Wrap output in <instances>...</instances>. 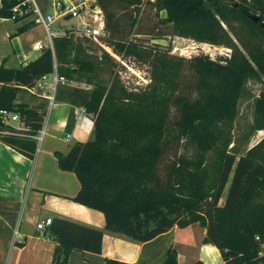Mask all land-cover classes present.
Segmentation results:
<instances>
[{
  "label": "trees",
  "instance_id": "16d2710c",
  "mask_svg": "<svg viewBox=\"0 0 264 264\" xmlns=\"http://www.w3.org/2000/svg\"><path fill=\"white\" fill-rule=\"evenodd\" d=\"M18 1L2 0L0 16L10 17ZM147 2L169 13L158 19V34L164 27L171 35L227 46L230 57L226 62L186 58L128 39L143 0H97L107 30L98 39L111 79H82L96 72V63L73 54L77 45L67 31L54 38V52L44 46L19 67L0 65V109L18 112L35 132L42 126L45 104L29 105L20 92L52 72L54 63L68 81L92 84L70 94L94 114L93 137L76 142L66 154L55 151L59 167L75 172L80 182L72 199L102 211L107 230L134 240L198 223L205 228L203 242L215 245L226 264H264V139L239 156L228 148L229 123L248 75L255 72L250 58L264 74L263 18H251V8L263 7L264 0L251 6L217 0ZM129 9L136 14L125 23L122 14ZM138 63L146 67L144 82L130 69ZM252 127L264 128V89L254 103ZM0 141L34 156L33 139L5 135ZM45 230L56 243L52 264H68L72 250L101 251L102 229L54 216ZM105 264L134 263L106 258ZM165 264H178L174 249Z\"/></svg>",
  "mask_w": 264,
  "mask_h": 264
},
{
  "label": "crops",
  "instance_id": "0c3cea01",
  "mask_svg": "<svg viewBox=\"0 0 264 264\" xmlns=\"http://www.w3.org/2000/svg\"><path fill=\"white\" fill-rule=\"evenodd\" d=\"M20 27L25 28L19 31ZM38 27L40 31L32 34ZM45 37L43 26L28 17L13 20L0 16V65L15 68L31 60V53L39 50L38 44L44 43ZM88 86L91 85H79L74 80L58 86L56 103L47 116V134L32 158L0 141V264H52L56 243L45 229L37 228V223L54 216L103 230L100 252L72 250L68 264H105L106 258L134 264H165L171 248L177 252L178 264L197 260L226 264L215 245L203 242L204 227L200 226L194 236L185 233L187 227L198 223L185 228L175 225L153 239L137 241L107 230L102 211L72 199L80 182L75 172L59 167L55 151L66 154L76 142L93 137L94 114L70 94L76 87ZM23 99L26 102L25 96ZM39 100L46 110L45 100ZM15 228L21 234L18 239Z\"/></svg>",
  "mask_w": 264,
  "mask_h": 264
},
{
  "label": "rangeland",
  "instance_id": "374dc122",
  "mask_svg": "<svg viewBox=\"0 0 264 264\" xmlns=\"http://www.w3.org/2000/svg\"><path fill=\"white\" fill-rule=\"evenodd\" d=\"M38 1L41 5L46 6L47 10L52 11L51 7L49 6V1ZM132 12L133 14H136L133 9H129L128 12H124V14H122V16H124L123 19L125 23H130V18L128 16ZM168 14V11L164 8L158 10L157 12V9L152 7V5L147 2V0H143L142 5L140 6V12L136 14V24L132 28V32L128 35V39H141L147 45L157 44L163 48L169 49L170 53L174 55H179L186 58L203 57L218 62H226V60L230 57L231 49L227 46L213 45L207 42L197 41L191 37L186 38L178 35H171L168 34V32L166 31L167 28L164 27L162 28V33L158 34V31H156L155 29V25H161L158 19L162 20L163 18H166L168 17ZM28 18L36 23L32 15ZM77 20L78 19L76 16H73L66 20L61 19L59 20V26L62 30L68 31L70 30V28L73 29L76 26ZM261 24L264 23L261 22ZM39 31L40 27L35 28L32 30V34H35ZM137 31H140L141 33L136 34ZM72 35L74 42L77 45V48L73 50V54L82 56L84 58L93 57L96 63V72L84 73V78L82 79H85V77L88 76L91 79L100 78L105 81H109L112 75L110 73L108 65L102 59L103 52L101 47L103 45L99 43V41L91 38H86L78 34ZM105 49H107L109 53H114L110 47H105ZM35 53L36 55H39L41 53L40 49L35 51L34 53H31L32 59L35 57ZM121 57L119 56L120 61L124 64H127L124 60H122L123 58ZM250 62L254 67L255 72L248 75V78L244 83L243 89L238 99L236 113L229 123L231 142L228 148L233 150L237 154V156L245 154L251 147L264 139V128L254 129L252 127V121L254 117V103L259 93L264 89V74L260 70L256 62H254L251 58ZM130 69L133 71V73L131 72L133 75L139 78L140 81L144 82V79H146L145 65L138 63L136 67H130ZM82 79H74V81L79 85H86L85 81H83ZM90 85V87L93 86L92 84ZM20 94L24 95L27 98L26 103L28 104L34 101H40L39 98H37L35 95H30L28 92L21 91ZM229 184L230 179L227 183L223 197L220 200L221 203H223L225 200ZM187 228H189V230L185 233H190L193 236L194 234H198L200 231L199 224H195L193 227L190 226Z\"/></svg>",
  "mask_w": 264,
  "mask_h": 264
},
{
  "label": "built area",
  "instance_id": "2783aa9c",
  "mask_svg": "<svg viewBox=\"0 0 264 264\" xmlns=\"http://www.w3.org/2000/svg\"><path fill=\"white\" fill-rule=\"evenodd\" d=\"M49 1V6L52 11L47 10V7L41 5L38 0H19L11 8L12 14L9 18L18 20L34 17L37 24L43 26L45 31V42L38 44V49L48 46L54 52V38L66 34L59 26V20H66L71 17H77L76 26L70 32L80 36L91 38L99 41L98 38L105 36L107 33L105 15L97 0H46ZM228 5H245L251 6L254 0H217ZM2 0H0V7ZM252 14L262 16L261 20L264 23V6L251 8ZM221 23H225L219 14H216ZM58 22V23H56ZM69 82L68 79L60 75L57 71V64L54 63L52 72L42 75L36 82L26 89L35 95L40 96L46 102V110L43 115L42 126L35 132L27 124L24 118L18 112H14L5 108L0 109V136L13 135L18 137L30 138L35 141L36 148L39 150L47 134V116L56 103V93L58 86L61 83ZM51 222V218H47L37 223V228L44 230ZM15 238L21 237L18 228L14 230Z\"/></svg>",
  "mask_w": 264,
  "mask_h": 264
},
{
  "label": "water",
  "instance_id": "95a60500",
  "mask_svg": "<svg viewBox=\"0 0 264 264\" xmlns=\"http://www.w3.org/2000/svg\"><path fill=\"white\" fill-rule=\"evenodd\" d=\"M251 18H252L254 21H259V20H260L259 16H257V15H252ZM262 25H263V27H264V24H262Z\"/></svg>",
  "mask_w": 264,
  "mask_h": 264
},
{
  "label": "bare ground",
  "instance_id": "6f19581e",
  "mask_svg": "<svg viewBox=\"0 0 264 264\" xmlns=\"http://www.w3.org/2000/svg\"><path fill=\"white\" fill-rule=\"evenodd\" d=\"M209 247V246H208Z\"/></svg>",
  "mask_w": 264,
  "mask_h": 264
}]
</instances>
